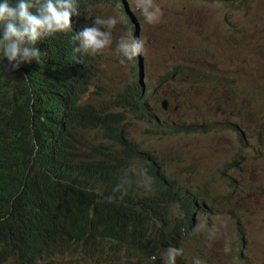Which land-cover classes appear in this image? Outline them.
I'll list each match as a JSON object with an SVG mask.
<instances>
[{
	"label": "trees",
	"instance_id": "16d2710c",
	"mask_svg": "<svg viewBox=\"0 0 264 264\" xmlns=\"http://www.w3.org/2000/svg\"><path fill=\"white\" fill-rule=\"evenodd\" d=\"M131 1L117 0L119 5L122 2L131 5ZM213 1L234 3V0ZM81 4L82 1L78 9L82 8ZM131 15L137 25V15ZM36 47L43 52L42 63L26 64L23 70H19L21 75L37 67L36 73L49 70L46 77L56 70L58 79L47 84L34 77L27 79L24 86L12 88L17 83L16 73H6V91L9 93L11 89L22 93L19 103L23 105L13 103L12 99L18 97L10 99L5 95L3 99L8 104L0 107V115L16 110L10 118L0 117V264L49 261L52 256L44 247L50 246L60 250L75 246L71 252L62 251L52 264H61L60 260L64 264L75 262L79 257L86 260L90 256L99 260L105 249L121 247L125 242L132 244L129 248L136 251L133 256L137 260L162 264V249L169 245L183 248L193 236L194 227L205 224L202 219L210 224L212 216L204 214L202 207H194L195 199H208L200 183L198 187L174 178L166 167L171 162L127 137L130 133L129 117L133 120L142 114L148 116L153 110L149 99L155 97L156 91L145 84L146 88L139 89L142 71H136L138 78L130 85L129 88L134 90L128 97L130 103L139 99L135 107L140 106V110L134 111L130 103L120 108L119 102L125 98L119 99L115 94L110 96L106 90L101 91V86L97 87L100 91L89 92L85 98L88 85L101 80L83 69L88 65L83 63V68L59 73L58 69L53 70L58 63L47 60L63 51V42H38ZM125 65L129 67V73L130 69L134 70L132 61L120 66ZM58 67L66 65L61 63ZM199 74H202L199 69L192 72L194 77ZM236 84L234 79L227 81V86ZM118 85L122 93L129 89L125 88L121 75ZM103 104H110L113 108L103 107ZM159 120L151 119L156 127L150 128V132L165 127L164 121L158 123ZM240 123L244 122L235 120L232 133L244 140L247 127H238ZM224 126L227 127L224 121L211 119L208 126L202 121L191 127L180 125L178 131L209 134L212 130H222ZM77 128L91 129L93 134L85 135L86 129L77 131ZM101 131L106 139L98 143L95 135L102 136ZM11 137L15 140L16 150L20 149L13 153L10 150ZM245 151L244 147L237 146L223 162V170L232 172L225 177L224 183L231 184L228 196L233 199L237 196L238 168L244 165L246 157L250 162V154L247 151L236 159L233 155ZM219 166L220 173L222 167ZM230 184L226 187L229 188ZM105 205L111 209L112 215L97 210ZM234 222L238 224V220L234 219ZM109 237L115 241L112 243ZM60 239L63 242L58 243ZM31 245L44 248L34 260V256L30 260L27 258L26 250ZM243 250L244 241L231 253V259L239 261ZM153 256L155 260L151 259Z\"/></svg>",
	"mask_w": 264,
	"mask_h": 264
},
{
	"label": "rangeland",
	"instance_id": "374dc122",
	"mask_svg": "<svg viewBox=\"0 0 264 264\" xmlns=\"http://www.w3.org/2000/svg\"><path fill=\"white\" fill-rule=\"evenodd\" d=\"M155 2L162 9V16L158 23L144 27L145 23L133 10V4L130 8L137 15V26L133 23L131 15L128 16L122 10L117 0H82L80 15L83 20L76 24L74 16H71V29L78 31L84 26H90L93 16L111 14L119 18L117 25L112 29L115 40L121 36H133L143 41L140 88L146 85L155 90L156 95L149 99L150 109L153 110L148 116L142 114L139 119L133 120L129 117L130 133L127 136L143 148H148L160 154L167 162H171V165L166 167L174 178L197 186L200 183L204 193L208 194L207 197L210 195L212 200L220 202L216 205V213L212 216L210 224L206 219H202L205 227L195 231L186 242L182 255L176 259V264H191L193 256H200L206 264H264V0H240L233 5L223 6L208 0ZM125 4L126 2L124 8ZM182 7L184 9H181ZM177 10L180 12L174 14ZM173 15L176 17L174 22ZM174 32L176 35H173ZM62 34L58 33L46 39L48 42L61 40L64 44L61 53L47 60L58 63L53 70L58 69L59 73L74 69L78 59V54L73 53L72 47L63 39ZM113 49L114 44L94 56L93 62L101 66L104 61L108 65L116 58ZM61 63L66 67L59 68ZM25 66L21 65L14 71L17 83L12 88L24 86L27 79L34 77L47 84L58 79L56 70L50 77H46L49 70L36 73L37 67L21 75L19 70H23ZM118 67L120 65L103 67L102 70L111 71ZM196 69L202 74L194 77L192 72ZM130 71L131 73L125 65L115 77L107 79L104 76L101 80L89 84L86 93L97 91V87L101 86V91L106 90L110 96L115 94L119 99L125 98L123 102L117 99L119 107L124 108L131 101L128 95H131L133 90L120 92L118 78L121 75L123 82L130 87L135 81V75L131 69ZM152 72L156 73L151 76ZM165 75L177 76L178 79L163 87L160 80ZM62 76L63 74L60 78ZM5 77L7 78L6 73H0V107H6L8 104L3 99L8 94ZM232 79L236 80V86H227V81ZM104 80L105 84L102 82ZM179 83L181 84L175 92ZM22 95L10 89L7 97H18L12 101L21 107L23 104L19 103V99ZM164 99L167 101V109L162 103ZM134 102L129 106L134 111L140 110V106L135 107L139 99H134ZM102 106L107 107L110 104ZM12 110L0 117L14 116L16 110L11 112ZM151 119L163 120L165 127L150 132V128L156 127ZM197 119L201 120L196 122ZM204 119L206 126L211 124V119H216L233 128L236 127L235 120L242 121L244 123L237 126L247 127L246 138L240 140L232 132L229 133L225 126L222 130H212L209 134L178 131L180 125L191 127ZM165 128L171 132H167ZM80 129L86 128H77V131ZM84 133L91 136L93 134L91 129H86ZM102 134L95 135L98 143L106 139L105 134ZM237 146H242L249 152L250 162L248 163L249 158L246 157L244 165L238 168V174L235 173V177L236 174L238 176V189L237 196L233 199L228 196L231 184L224 183L225 177L232 172L223 170V162L227 161ZM17 150L14 143L11 151L13 153ZM247 151L234 154L233 159L237 156L241 158ZM219 165L222 167L220 173L213 171L220 167ZM226 184H230L229 188ZM218 193L223 195L220 194L216 198L215 194ZM232 217L238 220V224H235ZM208 227L215 229L211 239L208 236ZM242 241V258L239 261L232 260L231 253L239 248ZM119 248L112 246L105 249L103 257L99 260L91 259V256L86 260L79 257L77 261L68 264H148L134 258L135 250L128 248L116 252ZM53 261L50 259L48 264ZM60 261L64 263L63 260Z\"/></svg>",
	"mask_w": 264,
	"mask_h": 264
},
{
	"label": "clouds",
	"instance_id": "9594fccd",
	"mask_svg": "<svg viewBox=\"0 0 264 264\" xmlns=\"http://www.w3.org/2000/svg\"><path fill=\"white\" fill-rule=\"evenodd\" d=\"M81 1L0 0V73H9L21 65L33 62L37 65L42 63L43 52L36 47L37 43L44 44L48 42L47 38L58 33H63V39L72 47L73 53L79 54L80 58L77 59L74 68H83L81 64L86 63L88 67L83 69L97 79L104 76L107 79L115 77L121 66L132 61L136 56L139 57L133 60L135 71L142 70L143 41L139 37L133 38V36L118 38L113 49L116 58L111 60L108 65L104 61L101 66L93 62L94 56L113 45L112 29L117 25L119 18L111 14L93 16L90 26H84L80 30L74 31L71 29L70 17L74 16L76 24L82 22L83 18L80 15L82 8L78 9V4ZM132 4L133 10L139 14L146 25H154L159 22L162 9L155 0H132ZM131 19L133 21L132 15ZM133 23L135 24L134 21ZM117 65L121 66L111 71L102 70L103 67L110 68ZM14 143L15 140L11 137L10 150L13 149ZM204 227L205 225L201 223L195 226L193 231H199ZM207 231L209 239H211L215 234L214 227H208ZM44 248L47 249L46 253L52 256L53 260H57L63 251L55 246ZM44 248L29 246L26 250L28 260L33 256L40 255ZM182 253L183 249L180 247L171 245L165 247L161 251L163 264H176L177 257ZM151 259L155 260L156 257L153 256ZM45 262H48L47 259L38 264ZM191 264H206V261L200 256H193Z\"/></svg>",
	"mask_w": 264,
	"mask_h": 264
},
{
	"label": "bare ground",
	"instance_id": "6f19581e",
	"mask_svg": "<svg viewBox=\"0 0 264 264\" xmlns=\"http://www.w3.org/2000/svg\"><path fill=\"white\" fill-rule=\"evenodd\" d=\"M208 1H213V0H208ZM237 1H240V0H234L233 2H237ZM214 3H217V4H220V5H229V4H226V3H224V2H218V1H213ZM231 4V3H230ZM120 6H121V8H122V10L126 13V14H129V15H131V14H134V12H133V10L130 8V4L129 3H127L126 2V4H125V8H124V2H122L121 4H120ZM181 9H184V7H182ZM180 12V11H179ZM178 12V10L177 11H175V13L174 14H176V13H179ZM173 17V22L175 21V19H176V17L173 15L172 16ZM172 21H171V24L173 23ZM148 25H144V27H147ZM246 29V28H245ZM259 29H261V28H259ZM151 30V29H150ZM263 29H261V31H262ZM165 34V33H164ZM173 35H176V33L174 32L173 33ZM113 40H114V42H113V44L115 45V43H116V40H115V36L113 37ZM191 50H194L193 48H191ZM184 54H186V53H184ZM137 58L139 57V56H136ZM88 65V64H87ZM137 65H138V63H137ZM105 68H107V67H105ZM110 68H112V67H110ZM139 71H142V70H139ZM135 68H134V70H132V73L135 75ZM156 72H152L151 73V76H153L154 74H155ZM97 78V77H96ZM137 78V76H135V79ZM178 78L177 77H172V76H169V75H165L163 78H161V80H160V82L163 84V87H165V86H167V85H170V84H173V82H175L176 80H177ZM95 81V80H94ZM93 81V82H94ZM105 81V80H104ZM104 81H102V82H104ZM92 82V83H93ZM180 84L181 83H179L178 84V86L175 88V92L177 91V89L179 88V86H180ZM138 87H140V85L138 86ZM163 87H158L159 89H162ZM125 88H129V86H127V85H125ZM139 89H141V88H139ZM126 90H128V89H126ZM125 90V91H126ZM129 90L131 91V90H134V88H129ZM97 91H100V90H97ZM90 92H92V90L90 91ZM88 93L89 92H87L84 96H85V98H87L88 97ZM86 100V99H85ZM163 103V106L167 109V101H166V99H164V101L162 102ZM93 105H95L96 103H92ZM163 109V108H162ZM201 119H197V121L196 122H198V121H200ZM203 123H206V119H204L203 120ZM204 131V130H203ZM128 137V136H127ZM219 168L220 167H217L215 170H213V171H215V172H217V171H219ZM223 195V193H218V194H215L216 196V198H218V196L219 195ZM206 195H208V194H206ZM218 203H220V202H218V201H214V200H212L211 198H210V195H209V197H208V199H195V201H194V203L193 204H195V206L194 207H202L203 208V212H204V214H209L210 213V216H213V215H215V213H216V205L218 204ZM97 210H100V211H106V213L108 214V215H112V212H111V209L108 207V206H106L105 205V207H98L97 208ZM193 211V210H192ZM192 213V212H191ZM90 233L88 232L87 233V236L89 235ZM96 238V237H95ZM97 238H99V237H97ZM109 239H110V241H112V243L115 241V239H112L111 237H109ZM58 241V243H61V242H63V239H60V240H57ZM118 242H120V240H117ZM83 244V241H81L80 243H79V245L81 246ZM184 246H186V244L184 245ZM183 246V247H184ZM129 247H132V244L131 243H128V242H125L120 248H119V252H122V251H124V250H126V249H128ZM75 248V246H72V247H66L63 251H68V252H71L72 250H75L74 249ZM85 251H83V253H84ZM136 254V251H134L133 252V255H135ZM37 256H34V258L32 259V260H34L35 258H36ZM123 257L121 256V259H122ZM161 261V263L163 264V261H162V259L160 260ZM30 263V262H29ZM215 264H216V262H215Z\"/></svg>",
	"mask_w": 264,
	"mask_h": 264
},
{
	"label": "flooded vegetation",
	"instance_id": "af4514ba",
	"mask_svg": "<svg viewBox=\"0 0 264 264\" xmlns=\"http://www.w3.org/2000/svg\"><path fill=\"white\" fill-rule=\"evenodd\" d=\"M227 130L229 133H231L235 131V128H233L232 126H227Z\"/></svg>",
	"mask_w": 264,
	"mask_h": 264
},
{
	"label": "water",
	"instance_id": "95a60500",
	"mask_svg": "<svg viewBox=\"0 0 264 264\" xmlns=\"http://www.w3.org/2000/svg\"><path fill=\"white\" fill-rule=\"evenodd\" d=\"M137 28V27H136Z\"/></svg>",
	"mask_w": 264,
	"mask_h": 264
}]
</instances>
